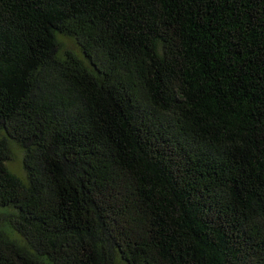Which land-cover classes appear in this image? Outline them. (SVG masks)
Here are the masks:
<instances>
[{
    "label": "trees",
    "instance_id": "16d2710c",
    "mask_svg": "<svg viewBox=\"0 0 264 264\" xmlns=\"http://www.w3.org/2000/svg\"><path fill=\"white\" fill-rule=\"evenodd\" d=\"M0 264H264V0H0Z\"/></svg>",
    "mask_w": 264,
    "mask_h": 264
},
{
    "label": "rangeland",
    "instance_id": "374dc122",
    "mask_svg": "<svg viewBox=\"0 0 264 264\" xmlns=\"http://www.w3.org/2000/svg\"><path fill=\"white\" fill-rule=\"evenodd\" d=\"M70 51L78 56H82L78 46L75 42L66 37H59V53L64 54ZM22 152L17 146H13V160L9 164V168L12 169L18 176L24 177V171L21 165Z\"/></svg>",
    "mask_w": 264,
    "mask_h": 264
}]
</instances>
